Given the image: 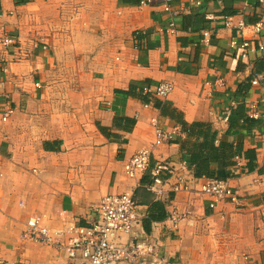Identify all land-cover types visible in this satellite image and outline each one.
Masks as SVG:
<instances>
[{
  "label": "crops",
  "instance_id": "crops-1",
  "mask_svg": "<svg viewBox=\"0 0 264 264\" xmlns=\"http://www.w3.org/2000/svg\"><path fill=\"white\" fill-rule=\"evenodd\" d=\"M163 1L0 0V26L13 40L0 46V115L13 110L0 126V264H69L56 249L23 239L26 221L44 216L53 233L71 218L88 226L103 196L124 191L123 166L152 143L153 120L171 140L152 148L150 167L189 165L188 191L134 196L141 225L150 203L165 210L166 219L145 231L162 257L264 264V123L228 126L232 109L242 103L247 116L248 104L262 97L249 81L264 73V51L256 49L264 31H228L220 20L264 22V3L172 0L173 17ZM231 39L250 41L247 60L229 49ZM162 81L175 88L156 99L160 108L117 93ZM202 146H211L210 176L195 178L190 156ZM213 178H228L237 199L223 207L224 220L196 192ZM173 212L191 221L173 222Z\"/></svg>",
  "mask_w": 264,
  "mask_h": 264
},
{
  "label": "built area",
  "instance_id": "built-area-1",
  "mask_svg": "<svg viewBox=\"0 0 264 264\" xmlns=\"http://www.w3.org/2000/svg\"><path fill=\"white\" fill-rule=\"evenodd\" d=\"M259 2L264 3V0ZM150 3L151 0H139L140 7H146ZM195 3L201 5L199 0ZM162 5L165 12L172 14L173 17L177 15L171 10L172 0H164ZM8 14L13 15L12 12ZM3 15L4 13L0 12V19ZM207 20L214 21V18L208 16ZM220 20L223 28L228 31L247 30L254 36L264 31L262 21L248 25L243 19L234 23L232 16H224ZM207 36L208 33H202V37ZM209 39H203L201 43L208 44ZM12 43V38L0 26V46L6 48ZM42 45L43 49L47 48L46 45ZM228 47L232 52L236 51L242 60H247L251 51L248 40L231 39ZM256 49L258 53L264 51L260 43H257ZM2 69L3 72L8 69L5 62L2 64ZM249 85L262 88V97L257 103L248 104L247 117L264 123V73L252 77ZM174 88L173 82L162 81L145 93L153 99L166 100L173 93ZM12 112L11 108L6 109V112L0 115V122H7ZM152 128L154 138L150 146L140 149L123 166L124 191L103 196L94 206L88 226H77L74 223L75 219L71 218L66 220L65 231L53 233L47 225L46 218L35 215L26 221L23 239L56 249L68 259L69 264H169L160 254L157 244L145 234L136 212L134 196L139 189H144L157 197L161 196L166 187L173 194L188 191L185 175L189 165L182 162L174 168L169 163H156L150 167L152 148L167 144L171 140L170 135L160 129L154 120ZM145 178L147 181L144 183ZM196 192L206 198L207 207L219 220L225 219L224 206L229 203L237 204L228 178L210 179ZM57 217L65 221L63 212H58ZM179 218L190 220L187 214L177 217L173 212L169 215V220L173 222H177Z\"/></svg>",
  "mask_w": 264,
  "mask_h": 264
},
{
  "label": "trees",
  "instance_id": "trees-1",
  "mask_svg": "<svg viewBox=\"0 0 264 264\" xmlns=\"http://www.w3.org/2000/svg\"><path fill=\"white\" fill-rule=\"evenodd\" d=\"M117 93L132 99L139 100L145 105H152L154 108H160L159 102L156 99H153L149 94L137 89L134 86H129L127 90L118 91ZM122 121L125 123H133V120L131 119H123ZM254 124L255 122L246 116L242 103L238 104L234 109H232L228 118L229 129L249 128ZM209 151H211V146H202V149L199 150V152L191 154L190 163L195 178L210 176ZM148 207V216L142 223V227L146 232L150 231L152 224L162 222L166 219L165 210L160 202H152Z\"/></svg>",
  "mask_w": 264,
  "mask_h": 264
},
{
  "label": "rangeland",
  "instance_id": "rangeland-1",
  "mask_svg": "<svg viewBox=\"0 0 264 264\" xmlns=\"http://www.w3.org/2000/svg\"><path fill=\"white\" fill-rule=\"evenodd\" d=\"M5 123H7V122H1V124H0V126L2 125H5ZM215 179H220V178H215Z\"/></svg>",
  "mask_w": 264,
  "mask_h": 264
}]
</instances>
